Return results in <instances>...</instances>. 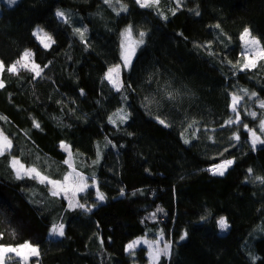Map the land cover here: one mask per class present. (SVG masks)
Instances as JSON below:
<instances>
[{"label":"trees","instance_id":"16d2710c","mask_svg":"<svg viewBox=\"0 0 264 264\" xmlns=\"http://www.w3.org/2000/svg\"><path fill=\"white\" fill-rule=\"evenodd\" d=\"M121 2L128 11L120 15L103 0L0 2V60L7 66L32 50L44 68L37 79L24 69L2 76L0 116L6 119L0 129L13 141L12 154L62 179L70 171L64 142L77 171L96 185L77 196L91 211L69 209L67 199L52 197L45 185L16 179L9 157H0V243L39 245V264H152L146 245L135 255L126 245L163 233L172 251L159 264H264V183L254 179L264 177V145L253 150L241 124L221 127L236 118L230 94L247 89L258 95L244 97L240 117L259 134L264 67L240 72L232 64L242 59L245 27L264 44V0H182V6L160 0L167 20L135 0ZM129 24L134 35L147 36L123 72L125 89L117 92L104 77L121 63V32ZM37 27L55 40L50 48L33 35ZM76 28H87V44ZM209 42L210 49L201 47ZM164 88L176 94L174 101L163 98ZM145 97L152 101L147 107ZM120 108L129 118L114 125L109 117ZM252 110L255 119L248 115ZM157 116L171 126L159 124ZM192 120L199 123L187 128ZM234 132L239 142L230 139ZM225 159L235 162L223 176L208 171ZM97 187L105 200L97 199ZM220 217L230 224L226 232L218 227ZM60 223L65 235H50Z\"/></svg>","mask_w":264,"mask_h":264},{"label":"snow or ice","instance_id":"6c2138e0","mask_svg":"<svg viewBox=\"0 0 264 264\" xmlns=\"http://www.w3.org/2000/svg\"><path fill=\"white\" fill-rule=\"evenodd\" d=\"M18 0H7L9 5H15ZM105 4H108L110 7H113V10L116 11L117 15H120L121 12H127L128 6L121 2V0H115V5L113 4V0H103ZM135 3L142 9L155 8L157 13L161 16L162 19L167 20V16L163 14L160 10V0H135ZM175 3L178 6H182V0H175ZM118 5V9L116 7ZM175 15V10L172 12ZM198 16L200 13L198 11L195 12ZM56 16L60 18L63 22L68 23L69 17L68 15L61 10H57ZM217 29H220V24H216L214 26ZM74 32L79 35L80 40L85 44L88 43L86 39L87 28H76ZM33 35L37 38L40 44L44 48H50L55 40L45 32L42 28H37L34 31ZM147 36L146 31H139L136 35H134L133 25L129 24L122 32H121V63L116 64L108 68L105 73L104 79L108 81V83L112 86V88L121 92L125 89L124 80H123V72L126 70H130L133 66L132 61L136 55V50L139 46L145 43V37ZM138 37V38H137ZM229 39H231L229 37ZM242 42L243 51L240 53L241 60H238L235 64H232V67L237 68L240 72L246 71H255L261 67H264V44H262L261 40L252 34L250 28L245 27L243 32L239 37ZM211 48L212 44L209 42L207 45L201 46ZM209 55H214L211 51L208 53ZM35 54L31 50H25L21 57L17 59L14 63L10 65H5L3 60H0V89L5 87V82L2 79L3 74L7 71L10 74L18 75L20 69L27 70L28 72L33 74V79L41 78L44 72V68L40 66V64L35 62L34 59ZM44 67H47L45 65ZM130 88L131 85H128ZM164 96L163 98L168 101H174L176 99V94L173 91L167 90L164 88L163 90ZM243 93V95L240 94ZM240 92H232L231 95V111L236 113L235 119H229L225 122V124L221 125V127H230L233 124H241L242 127L249 133L251 147L255 150L257 144L264 145V119H260L259 121V134L256 129L249 128L247 124H243L240 117L241 110V101L244 100V97L247 96L249 99L257 98V93L249 92L247 89H240ZM83 94V93H82ZM126 100L127 97L125 96ZM145 101L148 103L145 104L147 107L152 101L149 100L148 97H145ZM259 107L264 109V100H259ZM246 110V109H245ZM129 113L125 111L124 108L118 109L113 116L109 117V122L112 124L117 123V119L123 123L126 122L129 118ZM248 115L252 116L254 119L258 116L256 112H248ZM115 117V119L113 118ZM0 119H6L5 117L0 116ZM159 124L164 127H170L171 125L168 123L166 119H162L159 116L156 117ZM199 122L196 120H192L188 123L187 128H193L194 125ZM33 126L35 128H40V124L36 121L33 122ZM200 131L199 128H196L193 132V138H196L195 133ZM215 131V130H213ZM184 134L182 133V136ZM209 139H213V137H209ZM230 139L239 142L240 135L238 132H234ZM191 141L187 138L184 139V143H190ZM213 142H215L213 140ZM60 148L67 154V158L64 161V164L68 165L70 171H67L62 179H53L50 175L46 174L35 164L29 166L26 165L22 160L12 154L13 149V141L7 134H5L3 129H0V157L8 156V164L9 167L13 170L15 174V178L18 180L23 179H31L36 180L38 183L45 185L48 188L52 197H60L63 196L68 201V208H80L85 211H91V208L86 207L85 204H82L77 199L78 194L86 193L90 187H95V180L93 179V184L88 183V179L79 171H77L71 145L61 142ZM224 151H227L225 149ZM222 155V153H221ZM233 159H225L221 163L215 164L208 169L213 175L223 176L227 169L234 164ZM253 169L249 168L248 173L251 174ZM255 180L264 183V177H255ZM123 194V193H121ZM96 197L99 201H103L106 199L104 194L99 191L98 187L96 189ZM157 211H163L162 209H157ZM155 216V213L152 214ZM202 220L206 219V217H201ZM218 227L222 232H226L230 228V224L226 217H220L217 221ZM65 225L63 223L55 224L50 229V235L56 237H63L65 235ZM264 230V229H262ZM15 233L13 232V235ZM4 233L0 232V240L4 239ZM188 236L187 231H185L180 239L184 240ZM163 239V233H161V239L150 240L147 237H141L139 239H135L126 245V251L131 255H135V250L137 247L143 245L147 246V255L150 258L152 264H159V260L161 256L170 257L172 251V243L165 242L163 248L158 247ZM103 243V241H101ZM41 255L39 245L32 244L31 241H24L23 243L17 245H10L0 243V264H10L12 260H16V264H30V261L33 257L37 258L35 264H39V256Z\"/></svg>","mask_w":264,"mask_h":264},{"label":"rangeland","instance_id":"374dc122","mask_svg":"<svg viewBox=\"0 0 264 264\" xmlns=\"http://www.w3.org/2000/svg\"><path fill=\"white\" fill-rule=\"evenodd\" d=\"M0 2H2V3H5V4H7V5H9L8 3H7V0H0ZM0 12H1V6H0ZM37 28H42V27H37ZM36 28V29H37ZM36 29H35V31H36ZM43 29V28H42ZM44 30V29H43ZM45 31V30H44ZM46 32V31H45ZM48 33V32H47ZM49 34V33H48ZM50 35V34H49ZM138 49V48H137ZM32 51V50H31ZM137 51V50H136ZM33 52V51H32ZM120 64V63H119ZM258 106H259V102H258V104H257ZM254 110H252L251 112H253ZM254 112H256V111H254ZM257 113V112H256ZM73 152V151H72ZM73 159H74V152H73ZM76 161L74 160V163H75ZM75 166H77V164H75ZM89 183V182H88ZM89 184H91V183H89ZM140 238V237H139ZM139 238H136V239H139ZM157 239H161V236L159 237V238H157ZM135 240V239H134ZM150 240H153V239H150ZM156 240V239H155ZM165 242H168V240L167 239H165L164 237H163V239L161 240V243L158 245V247H160V248H163V246H164V243Z\"/></svg>","mask_w":264,"mask_h":264}]
</instances>
